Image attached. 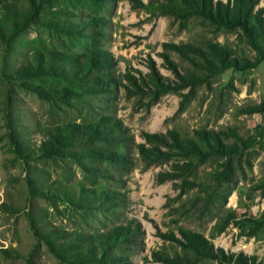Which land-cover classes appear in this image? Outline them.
Listing matches in <instances>:
<instances>
[{
  "label": "rangeland",
  "instance_id": "obj_1",
  "mask_svg": "<svg viewBox=\"0 0 264 264\" xmlns=\"http://www.w3.org/2000/svg\"><path fill=\"white\" fill-rule=\"evenodd\" d=\"M43 1L0 0V264L264 262V227L244 236L264 213V61L232 66L248 39L181 0ZM98 123L120 138L54 140Z\"/></svg>",
  "mask_w": 264,
  "mask_h": 264
},
{
  "label": "trees",
  "instance_id": "obj_2",
  "mask_svg": "<svg viewBox=\"0 0 264 264\" xmlns=\"http://www.w3.org/2000/svg\"><path fill=\"white\" fill-rule=\"evenodd\" d=\"M40 1L45 2L43 0ZM181 1L185 4V11L188 12L189 14L201 15L206 19H208L213 24H216L218 27L221 28H225L228 30H236V29L240 30L242 32L241 36L248 39L249 43L258 51V56L254 61L244 59L240 63L236 60H232V63L235 64L232 66H237L241 68V70H251L264 61V52L262 48L259 46V41L264 39V9L259 7L260 0H228L226 3L222 1H214V0H181ZM4 28L6 30L14 31V25L10 22L4 25ZM215 58L220 62L222 69L225 68L230 63V61H228L229 56L226 55V53L224 52L215 53ZM103 62L104 61L102 60L101 63ZM208 62H210L211 66L215 68L217 67L215 62L213 63L212 61H208ZM53 66H55L54 63L49 64V67H53ZM68 72L70 75L75 74L72 72L71 69H69ZM100 81H102L103 83L105 82L104 80H99V82ZM101 127L102 126L99 123L85 127H81L78 125L68 126L64 128V130L61 132V135H59L58 137H54V140H56L57 142L66 143L68 145L69 144L74 145V142L77 141L109 142L108 138L109 139L113 137H115L116 139L120 138L118 136L106 135V131H105L106 129L101 130ZM111 132L113 134H116L115 129ZM212 136L213 137L207 136L206 138H209V140L212 141L214 143V146H216L219 150L224 149L222 144H220V142L218 141V137L214 135ZM51 143L54 145L53 141H51ZM186 148L188 149L189 147ZM232 152H234V150L229 147L228 154ZM260 190H261V195L264 196V177H263V182L260 185ZM245 218L247 217L245 216ZM245 220L250 221L253 227L244 236L254 237L264 227V213L259 219L247 218ZM237 226H239V224H237ZM241 228L242 227L240 226V229ZM120 235L124 236L125 233L124 232L120 233ZM107 239H108L107 242H109L110 238ZM199 249L200 252L210 253V251L204 245H202V247ZM235 263L264 264V262L259 261L256 256L246 255L244 253L235 255Z\"/></svg>",
  "mask_w": 264,
  "mask_h": 264
}]
</instances>
